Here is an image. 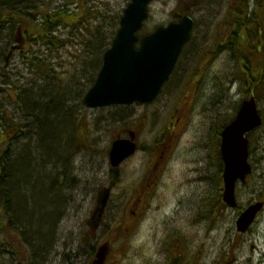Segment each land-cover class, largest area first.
<instances>
[{"label":"rangeland","instance_id":"374dc122","mask_svg":"<svg viewBox=\"0 0 264 264\" xmlns=\"http://www.w3.org/2000/svg\"><path fill=\"white\" fill-rule=\"evenodd\" d=\"M130 1L48 0L42 10L51 11L66 3L69 12L81 13L88 21L78 27L57 29L55 45L67 40L63 47L34 46L33 49L40 50L48 64L54 67L58 79H71L80 65L82 49L88 46L86 39L89 33L101 20L107 29L106 34L109 35L108 30L116 31L119 17ZM254 1L264 2L151 0L149 17L143 23L139 35L152 31L158 24L166 25L173 20L171 13L174 9L184 12L188 8L196 22L169 82L166 81L162 93L152 103L91 109L83 104L79 106L74 100L78 90H71L67 104L73 108V145L77 149L68 156L66 174L56 178L55 184L49 177L45 185H41L39 191L42 193L37 192V187H31L29 182L19 186L18 195L11 197L14 200L23 199L25 203L34 199L36 206L27 207L26 210L38 217H46L49 211L46 209V212L43 207H47V202L41 203L40 197L43 192L48 194L52 189L57 190L56 195H50L54 199L51 202L54 205L50 213L52 216L49 218L52 221L50 234L44 241H40L42 246L45 245L46 256L39 260L33 259L32 264H92L99 248L105 244L108 250L102 264H162L164 254L160 253L161 242L165 241L170 230L179 232L176 234L178 240L183 244L190 243L189 247L195 254L198 249H203L201 257H194V264H264V206L246 232L239 233L235 228V220L241 209L256 200H264V76L261 74L264 64L255 68L253 56L249 52L245 55V63L239 64L234 57V47L237 50L236 37L232 44L228 40L239 17L247 18L251 23L252 11L256 8ZM31 12L38 16L41 11L34 9ZM240 32L244 35L243 44L246 46L249 26L241 24ZM8 33L1 36L6 37ZM15 43L13 33L8 47L0 43L5 57V60L0 59V87L8 89L5 94L10 95L3 97L4 93L0 91V109L7 108L9 117L14 121L19 117L13 102L16 99L15 86L27 87V79L33 77L45 83L24 62L26 60L22 58V48H13ZM262 50L264 54V47ZM47 82L50 84L48 94H52L58 81ZM251 84L257 86V107L263 117V125L248 136L249 161L253 171L246 182L236 184L238 207L227 208L218 228L205 234V222L193 221L196 196L194 201H190L191 198L187 200L184 210L180 208L174 211L173 206L179 196L187 198L195 193L201 196L205 193L213 195L218 182L219 187L221 183L214 172L208 171L207 175L206 170L207 177L202 188V182L184 179L183 168L197 163L210 169L220 165L217 128L234 116L238 101L249 96ZM175 125L180 126L177 133L172 130ZM129 130L135 133L141 147L112 173L108 157L111 143L118 134L126 136ZM168 142L169 149L165 147ZM7 143L5 141L0 144V151L7 149ZM159 157L161 175L157 183L152 185L153 196L139 220L132 225L131 230H126L129 224L124 222L122 216L125 211L130 212L128 203L136 193L143 172L151 170L153 161L156 162ZM166 167L168 170L165 171ZM154 178L156 181V175ZM110 184L113 187L102 224L96 231H92L87 222L94 209L96 195ZM31 228L37 229L33 225ZM44 230L48 232L47 227ZM1 259L0 264H8L7 258ZM178 263H181L180 258Z\"/></svg>","mask_w":264,"mask_h":264},{"label":"trees","instance_id":"16d2710c","mask_svg":"<svg viewBox=\"0 0 264 264\" xmlns=\"http://www.w3.org/2000/svg\"><path fill=\"white\" fill-rule=\"evenodd\" d=\"M82 1L84 2V0ZM11 2L15 3L11 4ZM47 2L48 0H0V43H4V47L10 44L13 33L18 38V44L23 50L21 54L22 58L26 60L24 62L28 64L33 74L39 75L45 81L43 83L39 81L38 77H33L27 79L25 83L27 87L15 86L16 99L13 102L16 105V112L19 114L16 121L9 117L7 108L0 109V144L8 141L7 149L0 151V192L7 203L14 194L18 195L19 186L27 185L30 182L31 187H37V192L42 193L39 191L41 185H45L49 177L54 182L56 178L66 174L69 163L68 156L75 150L73 145L75 138L73 108L67 104L69 95L71 90L76 88L78 92L74 100L78 102L79 106L82 105L83 95L93 84L101 65L102 53L115 34L114 29L108 30L109 35L106 34L107 29L102 23L103 20L99 21L86 39L89 47L86 45V49H82L80 53L82 57L79 67L75 69L76 74L71 79H58L55 76L54 67L48 64L39 49L34 50L33 48L34 46L63 47L67 44V40H62L55 45L57 29L78 27L88 19L76 11L69 12L66 3L51 11L49 9L42 10V6L47 5ZM29 8L41 12L36 16V13H32ZM7 32L9 33L6 37L1 36ZM3 49L0 48L1 60L3 58L5 60ZM95 55L98 57L96 58ZM3 68L4 66H2ZM47 81H58L55 92L52 94H48L47 89L50 84ZM6 90L8 89L0 87V91L4 93L3 97H10L5 94ZM59 162L60 166H58ZM46 169H49V172H46ZM55 192L56 189L55 191L52 189L48 194L43 192L40 197L42 198L41 203L47 202V207H43L45 211L46 209L49 211H46V217H38L28 212L22 205L19 210V205L14 201V206L17 209V222L20 211L25 210L28 213V216L23 218L29 223L26 225L32 232H25L26 225L18 224L17 227L22 231L20 236H24L27 243H30L34 254L33 258L36 260L41 257L37 249L38 242L44 241L45 237L50 234L52 221L50 220V222L49 218L52 216L50 213L54 208L51 203L54 202V199L52 200L50 195L52 196ZM19 200L23 201V199ZM30 203L34 207L36 206L34 199ZM31 225L36 226L37 229H32ZM45 226L49 227L47 228L48 232L44 230ZM33 233L36 234L37 241L33 235L31 236Z\"/></svg>","mask_w":264,"mask_h":264},{"label":"water","instance_id":"95a60500","mask_svg":"<svg viewBox=\"0 0 264 264\" xmlns=\"http://www.w3.org/2000/svg\"><path fill=\"white\" fill-rule=\"evenodd\" d=\"M149 2L150 0H131L123 10L115 36L103 52L102 64L95 81L83 97L86 107L129 105L136 101L151 102L169 77L182 46L192 33L193 19L184 15L179 22L158 25L154 31L139 38L137 31L148 17ZM137 42L138 48L135 46ZM261 123L254 100H245L233 120L220 133V153L223 160L222 197L228 206L237 205L236 181H244L251 171L248 162V139L245 135ZM130 135V139L118 137L112 142L109 151L112 167L118 166L135 151L133 134ZM108 196V189L99 193L91 218L93 228L100 221ZM262 207V201L246 206L236 219V230L246 231Z\"/></svg>","mask_w":264,"mask_h":264},{"label":"flooded vegetation","instance_id":"af4514ba","mask_svg":"<svg viewBox=\"0 0 264 264\" xmlns=\"http://www.w3.org/2000/svg\"><path fill=\"white\" fill-rule=\"evenodd\" d=\"M191 3V2H190ZM256 8L252 11L253 17L251 19V23L247 18L243 19L242 17L236 20V28L233 31L231 30L230 35L228 38L236 37V47H234V57L235 61L239 64H244L247 56H245L248 52L253 56V66L257 68L259 65L264 64V54L262 48L264 47V2L257 3L254 1ZM260 4H263L261 7L258 8ZM242 5V3H239ZM241 12L237 13L240 14ZM249 16V13L247 14ZM235 23V21H234ZM241 24H245V26H249L250 32L247 34L249 37V41L247 42L246 46L243 44L244 35L240 32L241 31ZM237 29V30H236ZM17 40V37H15ZM232 44V42H230ZM14 47L16 46L13 45ZM244 47V48H243ZM262 76H264V69L261 70ZM251 92L248 97H244L242 100L238 101V107L242 104L244 100L252 99L255 101L257 105V86H252L250 88ZM177 121V120H176ZM180 126L175 125L172 127L173 132L177 133V129ZM254 131V130H252ZM250 131V133H252ZM174 133V135L176 134ZM128 137V136H127ZM135 142L137 144V149L139 150L141 147L140 142L135 137ZM170 142L167 143L165 146L169 149ZM161 157L155 162L153 161V167L150 170L144 171L142 174V179L139 181L137 190L133 198L129 201L128 205L130 207V212L125 211L122 218H124V222L128 223L129 225L126 227V230H131L132 225L139 220L143 210L148 206L149 199L153 196V192H151L152 185L156 184L158 181L159 176V169L161 168ZM167 168H165L166 171ZM168 170V169H167ZM170 170V169H169ZM207 170V175L209 174L208 171L214 172L215 176H218L221 171L220 165H216L212 169L206 168L205 165L202 163H197L193 170L194 181L202 182L200 186H204L205 179L207 175L205 174ZM117 170L112 171V173L116 172ZM157 173V174H156ZM198 174V176H197ZM156 175V181L154 176ZM108 187L112 188L113 186L110 184ZM190 188V185H189ZM188 188V189H189ZM210 193H205L203 196L198 195L195 193L194 195L187 196L184 198L179 196L176 199V203L174 204V211L183 210L187 207V200L191 198L190 201H194V196H196V206L194 209V217L193 221L198 222H205V229L207 233H211L213 230L218 228L219 222L223 218L227 207L226 203L222 197L221 186L216 188V193L213 195H209ZM17 210L14 206V199H11L9 203H7L3 199V195L0 192V260L2 261V257L7 258L8 264L11 262H16L14 264H31L30 260L33 259V249L30 246V243L25 240L24 236H20L22 231L18 229V222H17ZM46 227V226H45ZM49 228V227H47ZM4 230V231H3ZM176 230H170L168 233V237L165 241L161 242V250L160 253L164 254V260L162 264H179L178 258H180V264H194V257L202 256V248L198 249L197 253L195 254L194 251L189 247L190 243L183 244L182 241L178 240L176 234H178ZM112 237V234H110ZM176 236V237H175ZM175 238L174 240H171ZM176 240V241H175ZM179 242V243H177ZM18 258V259H17ZM42 256L39 258L41 259ZM161 264V263H160Z\"/></svg>","mask_w":264,"mask_h":264},{"label":"bare ground","instance_id":"6f19581e","mask_svg":"<svg viewBox=\"0 0 264 264\" xmlns=\"http://www.w3.org/2000/svg\"><path fill=\"white\" fill-rule=\"evenodd\" d=\"M194 168H195V166H193V165H189V166H186V167H184L183 169H184V179L185 180H190V181H192L193 179L192 178H194V175H193V170H194ZM197 176H198V174H197ZM194 181V180H193ZM54 184H55V182H53ZM55 191V190H54ZM57 194V190H56V192L54 193V195H56ZM18 205H19V210H21V208H22V206H24V207H29V208H32V204H30L29 202H26V203H23V201H20V200H14ZM20 205H22V206H20ZM34 207V206H33ZM17 210V209H16ZM26 216H28V213H27V211H25V210H22V211H20V213H19V220H18V224H21L22 226H24V225H26V223H27V221L23 218V217H26ZM28 219V218H27ZM25 232H27V233H30V232H32L31 230H29L27 227H25ZM33 235V237L35 238V240L37 241V236H36V234H31V236ZM37 249H38V252L40 253V255L42 256V257H45L46 255H45V253L47 252V250L41 245V243L40 242H38V245H37Z\"/></svg>","mask_w":264,"mask_h":264}]
</instances>
